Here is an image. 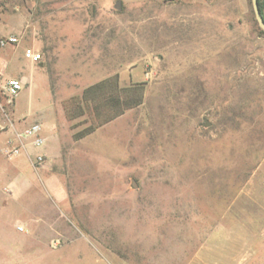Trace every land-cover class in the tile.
Returning a JSON list of instances; mask_svg holds the SVG:
<instances>
[{"label":"rangeland","instance_id":"rangeland-1","mask_svg":"<svg viewBox=\"0 0 264 264\" xmlns=\"http://www.w3.org/2000/svg\"><path fill=\"white\" fill-rule=\"evenodd\" d=\"M6 34L21 35L0 53L20 58L24 87L0 114L46 139L12 158L1 147L0 225L40 219L51 249L0 264H264V31L250 0H0ZM114 75L141 84L142 103L74 140L89 118L66 105Z\"/></svg>","mask_w":264,"mask_h":264},{"label":"trees","instance_id":"trees-1","mask_svg":"<svg viewBox=\"0 0 264 264\" xmlns=\"http://www.w3.org/2000/svg\"><path fill=\"white\" fill-rule=\"evenodd\" d=\"M260 13L263 16V1L257 0ZM264 18V17H263ZM143 99L141 84L119 86L117 76L105 78L83 89L80 98H72L66 105L65 114L69 120L84 114L89 118V124L72 133L74 140H80L93 133L97 128L107 124L125 111L139 106ZM76 125H72L74 129Z\"/></svg>","mask_w":264,"mask_h":264},{"label":"crops","instance_id":"crops-1","mask_svg":"<svg viewBox=\"0 0 264 264\" xmlns=\"http://www.w3.org/2000/svg\"><path fill=\"white\" fill-rule=\"evenodd\" d=\"M263 17H264V7H263ZM10 34L2 35L7 36ZM1 36V37H2ZM24 49V48H23ZM22 49V52H23ZM23 57V53H22ZM24 58V57H23ZM20 58L17 56L9 55L6 56L4 53H0V77L2 79H9V78H16L20 79V76L23 75L22 72H20V69L17 70L18 74L15 75V69L16 66L20 63ZM12 111L11 114L3 113L0 114V122L5 126V129L0 133L1 138V147L5 143V141L13 136L14 130H18L19 128L15 127L14 121H12ZM17 124H20V121H17ZM20 127V126H19ZM7 132H10V136H3ZM51 132V131H50ZM53 133V131H52ZM43 134V130H42ZM54 139L57 143L50 142L49 146L46 148V151L42 152L46 154L47 156H52L55 154V150H59V143L55 137V133H53ZM46 139V137L44 136ZM58 138V137H57ZM46 152V153H45ZM27 190H25L26 192ZM24 227V232H20L16 229V222H14L10 229L7 230L5 223L3 224L1 222L0 225V259H10L13 258L14 260H23L26 257H28L30 251H33L35 248V244H42L44 245V249L40 250V259H42L43 255L48 252L51 248L49 247L47 238H41L38 236V232L36 230V226H34V223H42V220L38 219L36 222H34V218H30L29 220H19ZM45 228L52 227L51 222L45 223ZM29 234V235H27ZM32 245V246H31ZM29 246V247H28ZM46 255V254H45ZM47 256V255H46ZM61 262V261H60Z\"/></svg>","mask_w":264,"mask_h":264},{"label":"built area","instance_id":"built-area-1","mask_svg":"<svg viewBox=\"0 0 264 264\" xmlns=\"http://www.w3.org/2000/svg\"><path fill=\"white\" fill-rule=\"evenodd\" d=\"M21 41L20 34H10L0 37V48L7 46H18ZM23 57L33 63H37L41 59V53L38 51L25 47L23 49ZM24 84L20 79L9 78L2 79L0 77V96L5 98L7 104H11L12 100L23 89ZM5 129V126L0 122V133ZM44 138L41 135L40 123H32L27 127L20 130H14L13 136L8 138L2 147V153L9 158L19 155L26 149V145H30L34 148H39L43 145ZM36 159L42 160L41 155H37ZM16 229L20 232H24L22 225H17Z\"/></svg>","mask_w":264,"mask_h":264},{"label":"water","instance_id":"water-1","mask_svg":"<svg viewBox=\"0 0 264 264\" xmlns=\"http://www.w3.org/2000/svg\"><path fill=\"white\" fill-rule=\"evenodd\" d=\"M252 12L256 20L257 25L264 31V18L260 13L259 5L257 0H250ZM116 8L120 9V2L117 1Z\"/></svg>","mask_w":264,"mask_h":264}]
</instances>
